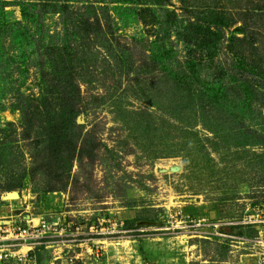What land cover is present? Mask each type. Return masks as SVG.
<instances>
[{
    "label": "rangeland",
    "instance_id": "obj_1",
    "mask_svg": "<svg viewBox=\"0 0 264 264\" xmlns=\"http://www.w3.org/2000/svg\"><path fill=\"white\" fill-rule=\"evenodd\" d=\"M17 224L0 264H264V0H0Z\"/></svg>",
    "mask_w": 264,
    "mask_h": 264
},
{
    "label": "built area",
    "instance_id": "obj_2",
    "mask_svg": "<svg viewBox=\"0 0 264 264\" xmlns=\"http://www.w3.org/2000/svg\"><path fill=\"white\" fill-rule=\"evenodd\" d=\"M40 227H28L20 224L0 225V262L13 260L15 262L22 261L26 258L27 253L23 254L25 249H32L37 245L40 237Z\"/></svg>",
    "mask_w": 264,
    "mask_h": 264
},
{
    "label": "trees",
    "instance_id": "obj_3",
    "mask_svg": "<svg viewBox=\"0 0 264 264\" xmlns=\"http://www.w3.org/2000/svg\"><path fill=\"white\" fill-rule=\"evenodd\" d=\"M74 149H75V148H74ZM43 153H44V152L42 151V152L40 153V155H43ZM39 159H40V158H39ZM34 175L36 176V172L33 171V176H34ZM231 229H232V228H231Z\"/></svg>",
    "mask_w": 264,
    "mask_h": 264
},
{
    "label": "bare ground",
    "instance_id": "obj_4",
    "mask_svg": "<svg viewBox=\"0 0 264 264\" xmlns=\"http://www.w3.org/2000/svg\"><path fill=\"white\" fill-rule=\"evenodd\" d=\"M34 222H35V220H34Z\"/></svg>",
    "mask_w": 264,
    "mask_h": 264
}]
</instances>
